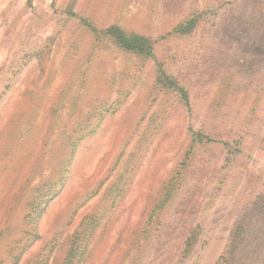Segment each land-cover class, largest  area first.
<instances>
[{"label":"rangeland","instance_id":"374dc122","mask_svg":"<svg viewBox=\"0 0 264 264\" xmlns=\"http://www.w3.org/2000/svg\"><path fill=\"white\" fill-rule=\"evenodd\" d=\"M0 264H264V0H0Z\"/></svg>","mask_w":264,"mask_h":264},{"label":"trees","instance_id":"16d2710c","mask_svg":"<svg viewBox=\"0 0 264 264\" xmlns=\"http://www.w3.org/2000/svg\"><path fill=\"white\" fill-rule=\"evenodd\" d=\"M74 14V13H72ZM83 23H87L89 27L93 25L89 24L86 20L82 19ZM194 26V21H189L185 25L178 26L175 30L179 33H189ZM93 30H98L93 27ZM101 32H104L106 35L110 36L116 41V43L126 51L138 52L141 54H146L148 56L153 55L154 41L152 38L139 34V33H128L120 26H110L106 29H103ZM167 76V75H166ZM170 79L169 76L166 77ZM171 84H176V81L173 80ZM208 141H214V139L207 137ZM75 253H80L76 251ZM76 256V255H75Z\"/></svg>","mask_w":264,"mask_h":264}]
</instances>
